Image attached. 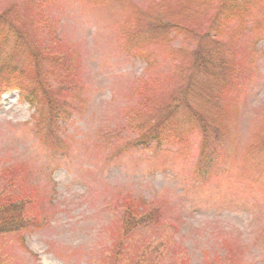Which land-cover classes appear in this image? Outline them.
<instances>
[{"label": "rangeland", "instance_id": "rangeland-1", "mask_svg": "<svg viewBox=\"0 0 264 264\" xmlns=\"http://www.w3.org/2000/svg\"><path fill=\"white\" fill-rule=\"evenodd\" d=\"M221 4L0 0V14L11 10L40 41L32 61H14L15 40H0V62L49 78L47 92L70 87L57 96L60 115L13 89L0 93V195L20 205L23 223L0 234V264H264V0H240L233 17L227 5L217 12ZM162 21L202 38L147 24ZM198 44L213 71L232 73L229 84L249 81L223 90L215 106L209 78L186 85ZM168 99L165 120L187 140L120 154L122 141L140 135L128 127L129 115L140 116L134 109ZM187 104L210 125L205 160L201 136L188 133L196 123ZM49 123L58 147L45 138Z\"/></svg>", "mask_w": 264, "mask_h": 264}, {"label": "trees", "instance_id": "trees-1", "mask_svg": "<svg viewBox=\"0 0 264 264\" xmlns=\"http://www.w3.org/2000/svg\"><path fill=\"white\" fill-rule=\"evenodd\" d=\"M223 2L221 9L218 8V13H222L224 9V5H227L228 10V16L233 17L238 11H239V1L240 0H220ZM180 14L185 15L186 10L180 11ZM147 24L151 27L150 29L152 31L156 30V33H163L164 35L168 33H176L181 32L184 37H189L194 40H200L202 37L198 34V30L194 31V29L189 28L185 24L180 23L179 21L175 23H168V22H158L157 26L155 27L156 23H149ZM34 28V27H33ZM172 30V32H171ZM36 38V39H35ZM15 40V47L17 48L16 52L13 54V59L16 61L19 54H28L30 55V60L32 61L34 58V52L36 51V47L39 44L38 37L34 33L32 35L30 31L26 28L24 23H18L15 21V19L12 17L11 10H8L4 12L3 14H0V40L3 41V43H8V40ZM141 38L134 36L133 41H137L138 44L141 43ZM202 46L199 44L196 47V50L192 52L194 63H192V69L190 68V74L187 88L190 89L192 87L191 78L196 74H203L205 76L204 79L209 78V83L205 89H207L206 93L207 95H210V97L213 99L211 104L213 106L217 105L221 99L222 91L225 89L230 88H241L244 85L248 84V78L244 74L242 77L239 78V82L232 86L228 82L230 79L233 78L232 73H228L226 68L219 67L218 71H213V68L211 67L210 63L207 61V55L202 52ZM32 55V59H31ZM44 58H46L49 62L52 63L53 56L51 53L46 50V52L42 53ZM34 66L39 71V60L34 59ZM21 66V65H20ZM19 67H16L10 63L7 62H0V93L8 92L7 90L13 89L15 91H18L20 96L28 101L31 106H34L37 103V106H43L44 103L48 104L49 112L56 113L57 115H60L61 110L57 109L61 103H63L61 100L59 101L57 99V96H64L66 93L65 91L70 90L69 86H63L59 87L58 89H55L53 91L49 90L46 91V88H50L51 86L48 84L50 82L49 78H43L40 73H37L35 77L29 74V76H26L25 73L19 72ZM33 66V64H32ZM210 70V71H209ZM247 70V69H245ZM248 71H251L249 68ZM246 72V71H245ZM244 72V73H245ZM25 75V76H24ZM26 80L24 81V79ZM72 82V88H75L74 81ZM219 92H221L219 94ZM143 91L139 90V96L141 97L143 95ZM42 94V97L40 99L39 95ZM148 98L145 97L144 101H147ZM65 103L67 102L66 99L63 100ZM152 101V98H151ZM185 102H187L185 100ZM171 103L170 99L158 102L156 100L153 101V103L149 104V109L147 112V108L142 107L139 105L136 109H134L140 116L138 117V120L141 119V115L143 116V121H138L136 116H133L132 114L129 115V123L128 127L131 129H136L135 132H139L140 135L138 138L133 140H124L122 141V144L119 146L120 154L123 152H130L131 150H134L138 148L139 146H142L144 148H148L151 144L155 145L156 147H160L164 142H167L176 139L179 141H186L187 139L179 135V124L176 122H166V118L171 114L169 112V104ZM187 111L189 118L195 122L196 124H189L188 133L191 132L194 133L196 130V133L201 136V152L200 156L201 159L205 160L207 159L211 154L212 151H210V147L212 148L213 145V139H208L210 125L205 121L206 119L204 116H202L198 111L194 110L189 104H187ZM130 112V111H129ZM145 112V113H144ZM168 115V116H167ZM136 120L139 123V125H136ZM47 119L43 122L44 124H47ZM45 130V138L46 140L51 144L53 143L56 147H58L61 142L57 139V136L55 135L53 126L50 125V123L43 127ZM37 130H40L41 127L36 128ZM214 136L217 140L220 139L219 131H213ZM175 140V141H176ZM217 140V141H218ZM217 150L216 148L214 151ZM25 205L27 202H24ZM24 212V211H23ZM20 211V205L14 202V199L10 195H0V234L2 233H8L12 231L20 230L23 227V223L18 221L19 220V214ZM149 219L156 220L155 215L153 214L150 217L142 218L141 223L145 222ZM127 222L126 226L128 228V224L132 223Z\"/></svg>", "mask_w": 264, "mask_h": 264}]
</instances>
